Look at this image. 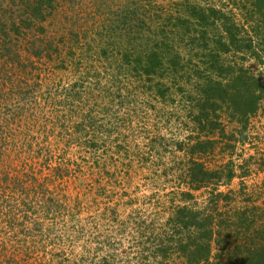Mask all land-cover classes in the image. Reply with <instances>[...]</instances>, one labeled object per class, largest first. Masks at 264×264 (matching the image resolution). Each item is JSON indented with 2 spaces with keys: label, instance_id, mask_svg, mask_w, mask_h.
Returning a JSON list of instances; mask_svg holds the SVG:
<instances>
[{
  "label": "rangeland",
  "instance_id": "obj_1",
  "mask_svg": "<svg viewBox=\"0 0 264 264\" xmlns=\"http://www.w3.org/2000/svg\"><path fill=\"white\" fill-rule=\"evenodd\" d=\"M32 3L0 0V45L6 43V51L0 48V264L54 263L57 249H70L73 236L60 231L65 221L71 227L74 217L80 227L108 218L95 211L106 202L96 196L106 190L112 199L120 196L124 204L116 198L112 206L122 215L146 210L142 204L153 193L155 210L165 218L170 202L186 192L180 175L188 168L193 126L180 96L173 105L155 97L152 82H136L129 71L134 65L118 70L117 48L127 44L120 7L125 13L138 7L153 17V26L168 30L170 12L185 6H210L238 21L251 10L240 0H57L37 22ZM147 29L139 34L145 41ZM16 54L20 60L11 61ZM230 59L264 78V57L259 63ZM221 123L226 136L201 157L207 170L229 162L235 171L219 186L230 198L219 208H248L264 219V99L244 144L236 142L235 124L225 114ZM94 140L101 141L97 148L87 145ZM17 180L21 189L9 191ZM190 193L197 208L210 198L204 189ZM9 211L24 225L8 224Z\"/></svg>",
  "mask_w": 264,
  "mask_h": 264
},
{
  "label": "trees",
  "instance_id": "obj_2",
  "mask_svg": "<svg viewBox=\"0 0 264 264\" xmlns=\"http://www.w3.org/2000/svg\"><path fill=\"white\" fill-rule=\"evenodd\" d=\"M56 2L33 0V18L44 21ZM240 2L252 10H246L247 18L242 17V21L213 7L195 4L182 7L183 12H170L169 30L158 24L153 26V17L138 7L126 13L120 7L119 25L126 33L127 44L117 48L118 70L134 65L129 71L136 82H152L150 89L155 97L169 98L173 105L180 96L193 126L188 136L194 142L188 168L180 175V186L187 189L179 194L178 203L170 202L166 218L155 210L153 193L142 204L146 210L122 215L112 206L116 198L117 204H124L120 196L112 199L106 190L102 197L96 196L106 202L98 203L95 211L99 216L106 212L104 217L108 218L92 219L91 223L86 220L80 227L74 217L69 219L71 227L65 221L60 231L73 236L70 249H57L56 263L52 264H264V219L248 208L233 206L230 213L221 210L230 198L219 192V186L228 185L235 178V171L229 162L216 170H207L201 162L202 156L212 153L218 138L226 136L221 115L235 124L236 142L244 144L250 118L257 114L264 99V78L230 59V55L243 62L253 59L259 63L263 59L264 0ZM142 27L148 28L147 41L139 35ZM0 48L6 51L4 41ZM10 60L20 57L16 54ZM77 125L80 130L82 123ZM94 141L87 145L97 148L101 141ZM16 178L20 176L12 177ZM5 179L9 185L11 180ZM16 182L7 189L20 190L19 180ZM201 189L209 191L210 198L197 208L190 191ZM213 195L215 199L211 198ZM35 212L34 208L32 213ZM5 218L11 226L18 223L12 211L6 212ZM20 224L24 222L21 220Z\"/></svg>",
  "mask_w": 264,
  "mask_h": 264
}]
</instances>
